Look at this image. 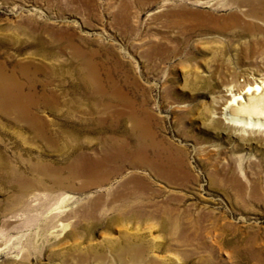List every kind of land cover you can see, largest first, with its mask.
<instances>
[{
    "label": "rangeland",
    "instance_id": "374dc122",
    "mask_svg": "<svg viewBox=\"0 0 264 264\" xmlns=\"http://www.w3.org/2000/svg\"><path fill=\"white\" fill-rule=\"evenodd\" d=\"M258 76L259 0H0V264H264Z\"/></svg>",
    "mask_w": 264,
    "mask_h": 264
},
{
    "label": "bare ground",
    "instance_id": "6f19581e",
    "mask_svg": "<svg viewBox=\"0 0 264 264\" xmlns=\"http://www.w3.org/2000/svg\"><path fill=\"white\" fill-rule=\"evenodd\" d=\"M259 2L264 4L263 0H259ZM258 5H261V3H258ZM4 80L8 82V80ZM95 83L96 85H99L98 79L96 78ZM245 86L239 90H236L237 92L232 94L228 102H226V104L223 106L224 118L232 125L242 129L264 130V76L252 78V80ZM3 100L5 101V105H7V110L10 112L22 109L27 102L25 100L21 101L20 98L17 99L16 97L13 100H9V98H5ZM0 107L3 108L4 106L0 104ZM72 166V164L71 166H68L69 172L71 174L74 173ZM74 241L75 246H73V250L78 251L76 247L78 242L77 238ZM113 255L114 260H116L117 263L119 262L120 264H126L127 260L130 264H138L142 260L143 248L138 244L126 243L125 245H121L117 249L113 250ZM104 256L106 255H99V258Z\"/></svg>",
    "mask_w": 264,
    "mask_h": 264
}]
</instances>
